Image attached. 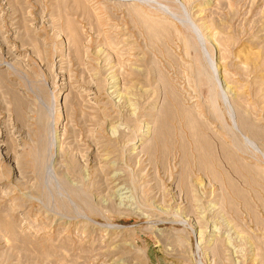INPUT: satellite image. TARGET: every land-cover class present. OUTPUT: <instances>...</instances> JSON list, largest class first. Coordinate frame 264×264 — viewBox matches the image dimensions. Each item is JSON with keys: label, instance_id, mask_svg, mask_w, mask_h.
<instances>
[{"label": "rangeland", "instance_id": "1", "mask_svg": "<svg viewBox=\"0 0 264 264\" xmlns=\"http://www.w3.org/2000/svg\"><path fill=\"white\" fill-rule=\"evenodd\" d=\"M0 264H264V0H0Z\"/></svg>", "mask_w": 264, "mask_h": 264}]
</instances>
